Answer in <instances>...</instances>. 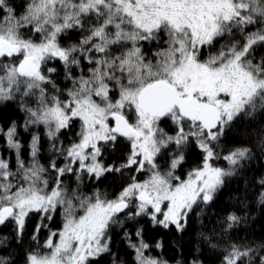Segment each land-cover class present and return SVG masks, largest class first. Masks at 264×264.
<instances>
[{
    "label": "snow or ice",
    "instance_id": "6c2138e0",
    "mask_svg": "<svg viewBox=\"0 0 264 264\" xmlns=\"http://www.w3.org/2000/svg\"><path fill=\"white\" fill-rule=\"evenodd\" d=\"M261 50L264 0H0V110L23 114L0 124V264H128L114 236L132 264H170L146 254L145 226L183 234L228 178L264 166V137L227 147L264 120ZM192 152L200 163L182 177ZM108 176L121 181L111 198L81 190ZM249 188L264 206V174ZM248 199L199 233L216 264H264V241L234 235Z\"/></svg>",
    "mask_w": 264,
    "mask_h": 264
},
{
    "label": "trees",
    "instance_id": "16d2710c",
    "mask_svg": "<svg viewBox=\"0 0 264 264\" xmlns=\"http://www.w3.org/2000/svg\"><path fill=\"white\" fill-rule=\"evenodd\" d=\"M16 2L19 4L20 0H16ZM151 50L155 51L156 46H151ZM259 54L264 55V50H261ZM22 119L23 114L16 111L14 107L0 110V124L6 125L10 120H17L20 122ZM261 137H264V120H261L260 116L257 115L251 126L246 123L234 128L233 132L227 138V147H233L239 144L255 145ZM256 155L261 156V153L257 151ZM109 159L113 158L109 156ZM199 163V153L192 152L186 157L185 163L179 170H191L193 166L196 168ZM216 163L226 166L224 161H216ZM249 167L252 171L227 179L225 187L218 193L217 199L212 205L204 207L203 211L192 218L189 228L183 234H178L174 230L152 228L150 225H146L144 240L153 246L152 250L146 254L168 260L170 264H177L178 260H187L193 255H198L199 258L204 261V264H216L217 258L213 256L210 251L201 248L199 233L202 230L206 231L208 228L213 227L212 221L221 217L226 211L230 209L235 210L239 207L238 200L245 195L246 189L249 192V199L246 201L245 212V215H247V223L243 225L244 231L237 232L234 235L237 239L246 237L249 241H264V206L251 196V192H253L254 189L249 188V183L252 181L253 177L258 179L260 174H264V166H262L260 159H254ZM68 181L69 179L65 178V182L71 187ZM120 184L121 181L118 178L108 176L107 179L99 182L90 181L88 186L95 187L97 185H104L111 196V191L113 192L118 189ZM83 185L84 184L81 185V189H83ZM82 191L91 193L93 190ZM35 218L37 219L36 216H33L26 225L25 249H27V245L31 243L28 237L33 230V226L37 222ZM61 219L60 213H57L53 221L49 222V227L52 230H58L60 225L59 222H62ZM10 229V225L7 227H0V235L9 234ZM117 231H119V229H117ZM47 235V230L41 232V243ZM157 241L162 243L163 247L161 249H156L154 247ZM114 242V251H118L122 259L127 260L128 264H132L133 253L131 250L127 249L126 243H122L119 236H114Z\"/></svg>",
    "mask_w": 264,
    "mask_h": 264
},
{
    "label": "rangeland",
    "instance_id": "374dc122",
    "mask_svg": "<svg viewBox=\"0 0 264 264\" xmlns=\"http://www.w3.org/2000/svg\"><path fill=\"white\" fill-rule=\"evenodd\" d=\"M73 39H75V37H73ZM127 115H128V117H129V119H130V121H132V120H134V114H132V113H127ZM165 127H167L166 125H165ZM217 164V163H216ZM217 166H220V167H225V166H223V164H217ZM195 167L193 166V168L192 169H194ZM191 169V170H192ZM190 171V169L189 170H186V169H184V170H177V174H179V175H181L182 177H185L186 176V174L188 173ZM70 178V177H69ZM140 179H144V178H146V175H141L140 177H139ZM70 180V179H69ZM69 182V181H68ZM84 182H85V184L87 183V182H90V180L89 179H86L85 178V180H84ZM120 187V186H119ZM119 190V188L118 189H116L115 191H111V196H110V194L108 193L109 191H107V190H105V189H102L101 191V193H106L107 195H108V197L109 198H111L112 197V194L113 193H115V192H117ZM59 213V212H58ZM62 217V216H61ZM36 219V218H35ZM37 220V219H36ZM53 221V220H52ZM61 221H62V219H61ZM59 229H60V227L62 226V222L60 223L59 222ZM50 226V225H49ZM52 226V225H51ZM58 229V230H59ZM58 230H54V231H58Z\"/></svg>",
    "mask_w": 264,
    "mask_h": 264
},
{
    "label": "flooded vegetation",
    "instance_id": "af4514ba",
    "mask_svg": "<svg viewBox=\"0 0 264 264\" xmlns=\"http://www.w3.org/2000/svg\"><path fill=\"white\" fill-rule=\"evenodd\" d=\"M105 160H106V162H110L112 160V159H109V156H108L107 153L105 154ZM66 179H70L69 180V184H70L71 187H74L75 186V182H74V179L73 178L66 177ZM86 179H88V178H86ZM83 184H84L83 187H82L83 189H81V190H88V191H90L89 186H88L89 182H87L86 184L84 182Z\"/></svg>",
    "mask_w": 264,
    "mask_h": 264
},
{
    "label": "bare ground",
    "instance_id": "6f19581e",
    "mask_svg": "<svg viewBox=\"0 0 264 264\" xmlns=\"http://www.w3.org/2000/svg\"><path fill=\"white\" fill-rule=\"evenodd\" d=\"M89 189L92 191V190H95V189H98L100 192H102L101 190L102 189H105V186L104 185H97V186H89ZM106 190V189H105ZM114 194V193H113ZM112 194V195H113Z\"/></svg>",
    "mask_w": 264,
    "mask_h": 264
}]
</instances>
